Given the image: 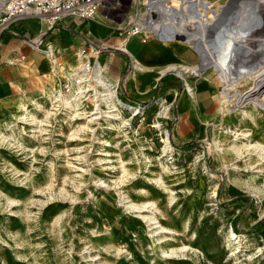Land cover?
I'll return each mask as SVG.
<instances>
[{
  "label": "rangeland",
  "instance_id": "1",
  "mask_svg": "<svg viewBox=\"0 0 264 264\" xmlns=\"http://www.w3.org/2000/svg\"><path fill=\"white\" fill-rule=\"evenodd\" d=\"M152 1L175 9L176 18L192 14L186 19L191 34L206 46L216 35L213 45H227L222 53L240 42L242 0ZM132 8L129 0H104L91 25L67 20L91 37L103 35ZM251 23L249 39L263 40L264 14ZM187 38L193 61L177 66L190 68L199 56ZM257 59L239 49L233 64L248 67ZM50 60L60 75L74 64ZM133 71L119 80L121 99L135 87ZM49 77L52 86L54 71ZM168 78L191 88L189 94L203 83L214 90L215 117L201 137L185 141L175 134L177 97L169 103V94H161ZM256 78L227 81L213 64L198 74L166 71L153 88L137 81L145 90L131 96L136 103L129 107L137 111L125 104L111 121L54 115L49 90L20 103L0 118V264H264V90L243 100Z\"/></svg>",
  "mask_w": 264,
  "mask_h": 264
},
{
  "label": "crops",
  "instance_id": "2",
  "mask_svg": "<svg viewBox=\"0 0 264 264\" xmlns=\"http://www.w3.org/2000/svg\"><path fill=\"white\" fill-rule=\"evenodd\" d=\"M85 22L91 25L94 18L83 23ZM88 32L84 31L81 25L73 26L67 19L49 28L45 25L44 19L37 15H23L12 23L0 37V118L16 109L28 98L32 99L35 95L38 97L41 91L50 90L53 81L49 73L54 66L50 57L54 59L58 56L61 63L63 60L75 62V51L79 47L97 43L99 39L112 35L113 29L103 35L92 34L93 39ZM35 33L42 35V43L38 45L28 41ZM177 41L165 42L153 37L145 42L138 37L129 40L125 49L126 51L129 49L133 57L138 54V59L136 58L138 65L133 71L130 82V85L135 87L129 89V95L124 96L125 99L135 101L136 99L132 98L135 96L134 93L140 95L145 91L136 87L137 81L138 86L144 83L145 88L148 85L153 88L159 80L161 81L164 72L170 70L182 72L177 64L193 61L189 47L183 44V41ZM47 47L49 50L53 49L57 56H50ZM18 57L22 59L18 61ZM99 60L106 69L108 68L110 75H116L119 80L124 72L130 70L132 63L129 56L110 50L101 53ZM161 64L163 66L158 68ZM198 64L199 62L190 68ZM162 83L161 94L164 96L169 94V103L177 97L176 110L179 116L174 127L175 134L185 141L201 137L206 130V123L215 117L210 108L215 96L212 87L203 83L198 94L194 95L192 92L189 94L186 89L184 91L179 88L178 81L174 78H168ZM165 101L163 97L161 102L164 107ZM218 111L222 112L221 107Z\"/></svg>",
  "mask_w": 264,
  "mask_h": 264
},
{
  "label": "built area",
  "instance_id": "3",
  "mask_svg": "<svg viewBox=\"0 0 264 264\" xmlns=\"http://www.w3.org/2000/svg\"><path fill=\"white\" fill-rule=\"evenodd\" d=\"M104 0H0V34L19 16L37 15L42 17L49 28L63 19L84 22L95 17ZM152 0H129L134 9L120 12L122 19L113 27V34L89 43L75 51L76 60L71 67L59 74L60 66L54 62L52 71L56 82L48 92L47 100L54 115H62L74 121L87 118L95 122L111 121L122 106L127 104L119 95V79H110L106 67L100 63L104 51L127 52L125 46L133 37L142 42L153 37L156 39L175 38V31L167 29V20L154 7ZM119 3L116 1L111 7ZM185 10V7H183ZM189 9V8H187ZM186 9V10H187ZM182 38V34L178 35ZM31 42L38 45L42 41L40 34ZM50 50L47 47V52ZM128 53V52H127ZM129 54V53H128ZM130 55V54H129ZM131 56V55H130ZM132 57V56H131ZM22 57H18L20 61ZM131 71L135 68L132 60ZM130 105V104H128ZM133 106V105H132Z\"/></svg>",
  "mask_w": 264,
  "mask_h": 264
},
{
  "label": "bare ground",
  "instance_id": "4",
  "mask_svg": "<svg viewBox=\"0 0 264 264\" xmlns=\"http://www.w3.org/2000/svg\"><path fill=\"white\" fill-rule=\"evenodd\" d=\"M184 1L185 0H180L179 1V6H186V4L183 3ZM186 2H188V1H186ZM188 3H196L197 4L198 2L189 1ZM239 4L242 7L241 9L243 10V12L241 13V16L239 18L240 23L236 24V27H237L236 32H238V35L240 36V38H239L240 42H238V44L234 47V49H232V51L223 52V53H222V51H224V49L227 46L226 43L213 45L214 43L217 42L216 41L217 40L216 39L217 35L214 36L213 38H211V40L207 44L208 46H206V44L202 41V39H199V40L195 39V33L191 34V32L194 29H193V26L187 24L188 21L186 19L189 18V16H190V19H191V17H192L191 15L192 14L186 15V14H183L181 12L180 18H176V17H174L175 14H176V13H174L175 9L174 10L168 9V6H166V5H161V6H158V7H160L159 9L163 13L162 15H164V13L168 12L169 16L166 17L167 29L175 31V34H176L175 39L176 40L183 41L184 39H181V37L178 36V35L182 34V38H185L187 36V37H189V38H187L188 41H190V40L191 41H195V43H194L195 46H193V47L196 48L195 50H196V52H197V54L199 56V64L196 67H192V68H185L184 65H179V67L183 70V72L184 73L190 72V73H193V74H198L199 71L203 70L204 66L205 67H206V65L207 66L208 65L212 66V64H213L214 68L222 76H224L227 81L234 82V81H236L238 79H242V78L250 76V75H255L257 77L256 78L257 81L255 82L254 87L249 92L246 93V95L244 96V99H243V100H247V99H250V98H253V97H257V96H259V95L264 93V92H262L261 94L259 93L260 91L264 90V70H262L264 68V39L263 40H258L256 42H253V41H251L249 39V29H250L251 25L253 26V24H254V23H251V22L254 19H256V17L260 16L261 14H264V8H260V9H258L256 11H251L250 8H251L252 4L253 5H257L259 7L264 5V0H242V2H240ZM171 16H173V17H171ZM194 19H195V17H194ZM216 19H218V20L222 19L223 20L224 16L223 15L221 16V14H219L216 17ZM200 21H202V20H199L198 22L200 23ZM254 26H256V25L254 24ZM230 27H231V25H230ZM206 28H208V26H206ZM206 28L204 29V31L206 30ZM210 29H208V30H210ZM202 35H204V32L202 33ZM209 36H213V35H209ZM222 46H224V48ZM239 49L247 50L248 52H250V54H253L255 56V58L257 57L258 59L257 60H253L252 61L253 64L251 66L236 68V66H234V64H233V59L238 54V50ZM226 51H227V49H226ZM127 52L130 55H132L129 51H127ZM48 54L50 56L54 57L53 52L49 51ZM134 61H135V68L134 69L136 70L138 62L135 59H134ZM235 64H237V62ZM188 90L192 91L191 88H188ZM124 106H126V105H124ZM126 107H128L132 111L133 110H135V112L137 111V108H130L129 105L126 106ZM150 220H151V218H150Z\"/></svg>",
  "mask_w": 264,
  "mask_h": 264
},
{
  "label": "trees",
  "instance_id": "5",
  "mask_svg": "<svg viewBox=\"0 0 264 264\" xmlns=\"http://www.w3.org/2000/svg\"><path fill=\"white\" fill-rule=\"evenodd\" d=\"M122 100L127 102V103H129V104H132V105L135 104V101H133V100H128V99H125V98H123ZM254 228H256V227H254Z\"/></svg>",
  "mask_w": 264,
  "mask_h": 264
}]
</instances>
